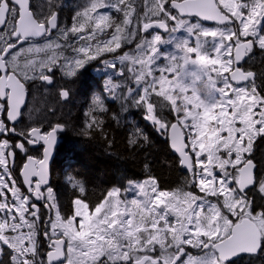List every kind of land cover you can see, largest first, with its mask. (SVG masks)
Here are the masks:
<instances>
[{
  "label": "snow or ice",
  "instance_id": "1",
  "mask_svg": "<svg viewBox=\"0 0 264 264\" xmlns=\"http://www.w3.org/2000/svg\"><path fill=\"white\" fill-rule=\"evenodd\" d=\"M60 8L0 0V264L264 258V60L259 71L244 66L264 56V0H85L70 24ZM93 62L110 72L77 135L111 144L107 127L134 108L166 137L185 178L174 188L151 174L130 179L90 203L69 176L77 194L63 215L50 159L70 126L48 119L52 108L25 124L23 109L30 88L47 91L57 77V98L69 102ZM148 141L136 127L127 143Z\"/></svg>",
  "mask_w": 264,
  "mask_h": 264
},
{
  "label": "trees",
  "instance_id": "2",
  "mask_svg": "<svg viewBox=\"0 0 264 264\" xmlns=\"http://www.w3.org/2000/svg\"><path fill=\"white\" fill-rule=\"evenodd\" d=\"M61 6V20L70 24L71 18L85 0H55ZM119 18V17H118ZM195 20V18H193ZM209 26V25H206ZM211 27V26H209ZM133 45L125 46L129 50ZM264 56L259 53L252 60H248L245 67H252L259 71ZM64 83V81H63ZM100 91H103L104 82H98ZM75 86V85H74ZM69 102H60L57 94L45 93L42 99L37 100V95L29 89L30 100L24 110L25 121L31 112L32 119L41 115L42 110L55 109V115H48L52 121H61L70 127L60 134L61 142L56 148V154L51 164V183L56 189L57 201L63 215L70 214L71 201L76 191L73 190L68 177L81 180L86 189L89 202L97 201L101 195L112 186H126L128 180L142 181L148 175H155L163 188H174L182 183L185 173L178 164V157L171 150L166 137L158 133L150 122L143 119V113L136 109L121 112L120 123L112 121L107 127L111 144L99 137L89 141L80 137L77 132L84 122V113L88 110L94 96L90 95L89 87L85 82L74 87ZM102 87V88H101ZM113 112H119L118 103L110 105ZM21 127L24 124L20 125ZM139 127L149 137L148 143L133 150L127 143L129 133ZM261 142H257L259 157ZM39 155V153H33ZM22 157L17 158L19 166ZM145 163L149 169H145ZM257 203H261L258 196L253 194ZM46 217V216H45ZM241 264H249L248 257H244ZM253 264H264V258H257Z\"/></svg>",
  "mask_w": 264,
  "mask_h": 264
},
{
  "label": "flooded vegetation",
  "instance_id": "3",
  "mask_svg": "<svg viewBox=\"0 0 264 264\" xmlns=\"http://www.w3.org/2000/svg\"><path fill=\"white\" fill-rule=\"evenodd\" d=\"M105 80H106V75H105V72H104L103 65L99 64L97 62H93L92 65L88 66L87 69L84 70V75L80 78L79 82L80 83L85 82L86 86L91 88V90L89 91L90 95L92 94V96H96V95H100L102 93V91H100V86H99L98 82L99 81L100 82H105ZM77 84H78V82H77ZM62 86H65L63 81L60 80L59 77H57V80L54 83V85L49 86V88L47 89V93L52 94V91H53L54 93L57 94L58 88L62 87ZM30 90L34 91V94L37 95V100L38 101L40 99H42L43 96L46 93V91L44 89L40 88L39 86L30 88ZM29 100H30V96L28 95V99H27L26 105H28ZM40 203L42 204L43 202H40ZM41 210H42V213L44 214V217L45 216L47 217V215H48L47 211L45 209H43V207H42Z\"/></svg>",
  "mask_w": 264,
  "mask_h": 264
},
{
  "label": "water",
  "instance_id": "4",
  "mask_svg": "<svg viewBox=\"0 0 264 264\" xmlns=\"http://www.w3.org/2000/svg\"><path fill=\"white\" fill-rule=\"evenodd\" d=\"M206 25H213V23L212 22H204ZM27 99H28V97H27ZM27 99H26V103H27ZM24 110V109H23ZM61 134V133H60ZM60 134L58 135V137H57V143H56V145H55V147H54V149H53V154H52V157H51V159H50V170H51V164H52V161H53V159H54V157H55V154H56V148H57V146L60 144V142H61V137H60ZM169 145H170V143H169ZM171 148V147H170ZM172 150V149H171ZM173 152H174V150H172ZM174 154L178 157V154L177 153H175L174 152Z\"/></svg>",
  "mask_w": 264,
  "mask_h": 264
},
{
  "label": "rangeland",
  "instance_id": "5",
  "mask_svg": "<svg viewBox=\"0 0 264 264\" xmlns=\"http://www.w3.org/2000/svg\"><path fill=\"white\" fill-rule=\"evenodd\" d=\"M167 50H171L170 47H169ZM104 72H105V75H106V72H110V70H106V69H104ZM106 79H107V75H106ZM104 83H105V82H104Z\"/></svg>",
  "mask_w": 264,
  "mask_h": 264
}]
</instances>
